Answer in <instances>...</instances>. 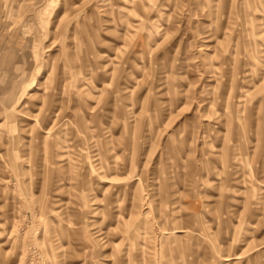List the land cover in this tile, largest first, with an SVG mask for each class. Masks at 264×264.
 I'll return each instance as SVG.
<instances>
[{"label":"rangeland","instance_id":"rangeland-1","mask_svg":"<svg viewBox=\"0 0 264 264\" xmlns=\"http://www.w3.org/2000/svg\"><path fill=\"white\" fill-rule=\"evenodd\" d=\"M0 264H264V0H0Z\"/></svg>","mask_w":264,"mask_h":264}]
</instances>
